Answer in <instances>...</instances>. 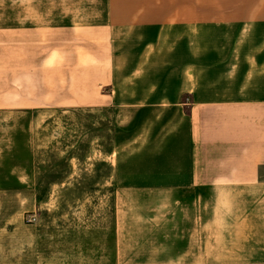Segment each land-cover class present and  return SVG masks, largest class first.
<instances>
[{
  "label": "crops",
  "instance_id": "obj_1",
  "mask_svg": "<svg viewBox=\"0 0 264 264\" xmlns=\"http://www.w3.org/2000/svg\"><path fill=\"white\" fill-rule=\"evenodd\" d=\"M13 5L26 8L29 17L14 25L15 39L37 40L39 32L46 39H67L63 55L53 51L52 64L65 63L64 85L80 83L74 92L83 101L148 114L149 137L154 132L156 140L149 138V149L139 154L150 155V167L134 170V189L122 187L136 194L141 232L157 234L156 261L164 264L170 246L173 263L196 264L194 238L198 229L208 235L209 198L232 197L249 203L244 226L252 238L248 246L224 250L250 251L247 262L264 264V0H15ZM36 11L43 15L37 27ZM50 56L48 72L54 70ZM29 190L25 179L0 178V201L16 202ZM11 214L0 216V250H15V257L3 253L0 264H20L19 251L34 247L33 227L24 224L20 209ZM127 220L118 219L113 254L87 264H127Z\"/></svg>",
  "mask_w": 264,
  "mask_h": 264
},
{
  "label": "rangeland",
  "instance_id": "obj_2",
  "mask_svg": "<svg viewBox=\"0 0 264 264\" xmlns=\"http://www.w3.org/2000/svg\"><path fill=\"white\" fill-rule=\"evenodd\" d=\"M14 1L0 0V178L25 179L30 193L16 202L12 197L0 201V216L20 209L24 224L33 227L34 247L19 251L20 264H87L113 254L121 217L130 224L124 228L129 231L124 234L130 253L125 262L159 264L157 234L145 237L141 232L136 194L128 189H134V170L150 167V155L139 154L149 149V138L156 140L154 132L149 137L148 114L99 107L74 92L80 83L65 86V63L59 59L53 67L52 61L53 51L55 57L57 52L63 55L67 39H46L44 32L37 40L15 39L14 25L29 17L26 8H14ZM41 14L36 11L33 20L43 22ZM41 25L38 21L33 26ZM50 54L54 70L48 72ZM67 66L70 69L71 63ZM216 199L209 198L208 235L198 229L194 238L196 264H252L246 261L250 251L224 250L250 243L252 234L244 226L249 203ZM3 205L11 210L2 211ZM14 251L3 253L15 257ZM172 251L166 248L164 264H177L171 260ZM3 253L0 250V259ZM139 253L138 259L130 258Z\"/></svg>",
  "mask_w": 264,
  "mask_h": 264
}]
</instances>
